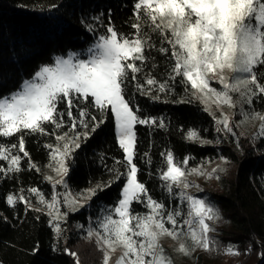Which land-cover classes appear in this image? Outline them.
<instances>
[{
  "label": "snow or ice",
  "instance_id": "1",
  "mask_svg": "<svg viewBox=\"0 0 264 264\" xmlns=\"http://www.w3.org/2000/svg\"><path fill=\"white\" fill-rule=\"evenodd\" d=\"M58 9L59 5L53 4L49 11ZM103 15L93 16L86 25L94 37L86 49L54 56L52 63L41 64L16 90L0 95V161L7 162L6 167L0 166V174L4 178L24 171L25 159L27 170L41 173L26 150V135L55 139V143L43 145L49 156L46 167L52 173L44 179L52 192L46 197L38 187H21L6 196V203L12 208L22 204L26 210L46 214L57 240L55 251L69 214L86 205L90 208L98 192L123 181L115 205L102 207L95 219L89 216L86 229L78 225L87 239H95L103 253L102 264H110L112 254L118 250L121 254L116 264H174L162 246L164 238L175 241V251L186 256L196 249L216 251L220 242L212 234L217 231L214 225L222 220L221 212L205 197L189 191L199 185L188 177L215 175L219 179L216 173L223 169L217 165L208 173L202 164L189 168L190 157L177 161L173 152L166 150L160 153L161 163L153 173L152 159L146 152L142 159L147 175L160 181L169 204L154 199L146 183L138 178L141 168L136 163V128L141 125L167 130L170 122L166 123L163 116L141 115L135 98L159 103L197 100L212 117L218 134L225 138L230 134L238 143L234 128L258 120L253 140L264 139V113L253 106L254 100L264 99V0H134L130 24L134 31L128 34L116 30L110 10L107 24ZM153 50L166 58L163 79L153 75L157 68ZM213 82L219 87H213ZM177 84L183 87L184 97L171 100ZM225 108L232 111L226 112ZM109 115L124 158L108 166L101 155L100 164L108 180L73 191L67 180L69 164L74 162L81 143L106 123ZM236 115L241 119L233 124ZM65 128L67 131H62ZM12 137H17L16 143L4 142ZM185 139L201 145L213 143L196 129L188 130ZM61 188L63 191L58 190ZM134 203L145 211L136 212ZM64 252L79 264L75 252L67 248ZM224 252L239 255L238 246L231 243Z\"/></svg>",
  "mask_w": 264,
  "mask_h": 264
},
{
  "label": "trees",
  "instance_id": "2",
  "mask_svg": "<svg viewBox=\"0 0 264 264\" xmlns=\"http://www.w3.org/2000/svg\"><path fill=\"white\" fill-rule=\"evenodd\" d=\"M133 2L0 0V95L16 90L22 80L30 78L41 64L52 63L54 56L86 49L94 40L86 25L92 22L91 18L95 15L103 13L102 20L107 24L110 10L111 22L118 32H133L130 27L133 22ZM53 4L59 5V9L50 12ZM99 32L103 33L104 29L100 28ZM153 39L159 47L155 34ZM151 55L157 65L153 75L163 79L167 67L166 58L155 50ZM261 68L264 69V66ZM261 83H264V79H261ZM175 91L176 95L171 100L184 97L183 87L179 84ZM135 103L142 109L141 115L163 116L166 123L170 122L167 130L149 129L141 125L136 128V163L141 168L138 178L146 183L153 198L162 200L166 206L169 204V198L160 188V181L147 175L142 159L144 153H150L153 173L161 163L160 153L166 150L172 151L177 161L190 157L189 168L201 164L207 168L223 161L221 157L225 158L228 163L226 169H223L225 175L219 180L218 190L207 193L208 201L216 205L222 215L218 231L226 246L229 243L238 246L239 253L246 258L245 264H264V256L261 255L264 253V139H257L253 143L241 135L238 128H234L239 137L238 143L231 135L225 138L223 134H218L212 117L203 111V106L197 100L191 103H159L136 96ZM253 106L255 110L264 113V99L254 100ZM60 108L63 110L64 105L61 104ZM190 129L198 130L203 138L213 143L201 145L188 141L185 134ZM62 131H67V128ZM4 142L16 143L17 137ZM45 143H55L54 137L25 136L26 150L32 161L41 168V173L34 169L27 170L25 159V170L18 175L4 178L0 174V264H75V259L65 253L64 249L75 252L79 258L77 249L87 238L84 229L78 225H84L86 229L89 216L95 219L102 207L115 205L121 197L123 181L98 192L90 202V208L86 205L79 212L69 214L67 223L62 225L65 231L54 251L53 246L57 245V240L49 225V217L44 213L26 210L22 204L12 208L6 203V196L17 193L21 187L25 190L38 187L46 197L52 192L50 184L44 179V175L52 174L46 167L49 156L43 147ZM101 155L106 158L108 166H113L114 160L124 158L111 115L76 150L67 177L73 191L86 189L97 181L108 180V173L100 164ZM0 166L6 167L7 162L0 161ZM58 190L63 191L62 188ZM32 202L36 203L34 197ZM133 208L136 212L145 211L140 204L134 203ZM79 264L82 262L79 261ZM200 264L208 263L202 261Z\"/></svg>",
  "mask_w": 264,
  "mask_h": 264
},
{
  "label": "rangeland",
  "instance_id": "3",
  "mask_svg": "<svg viewBox=\"0 0 264 264\" xmlns=\"http://www.w3.org/2000/svg\"><path fill=\"white\" fill-rule=\"evenodd\" d=\"M212 86L219 87V85H217L215 82H213ZM213 111H215V108H213ZM224 111L231 112L232 110L225 108ZM217 116H219V112H217ZM238 116L239 115L233 116V124L241 119V117L239 116L238 118ZM259 124L260 122L258 120L250 121L246 124L241 125V127H239L238 129L241 131L243 136L248 137V139H250V141L254 143L255 140H253V136L257 133ZM217 165H219L221 169H226V163H224L223 161H218L214 165L204 168V170L210 173L213 168L217 167ZM216 175L219 176V179L215 178V175H213L211 178H209L207 175L189 176L188 179L190 181L199 185V188H192L189 191H191L193 195L203 196L208 200L207 193L218 190L219 180L221 179L222 175H225L224 170L218 171ZM201 189L203 191H201ZM214 226L217 231L212 235L220 242L219 249L216 251L196 249L191 254V256L179 254L175 251L177 244L175 241L171 240V238H164L161 241L162 246L164 247L166 254L172 258L174 264H200L202 261H206L208 264H245L244 262L246 258L242 253H239V255H229L224 252V248H226L227 246L225 245L226 243H224V241L221 239L222 234H220V232L218 231V228H220L221 225L220 223H216ZM77 250L79 254V261L82 262V264H102L103 253L98 249L94 238L91 240L86 239L85 241H83L82 246ZM83 254L87 258H85ZM120 254L121 253L119 250L113 253L110 264H116V260L119 258Z\"/></svg>",
  "mask_w": 264,
  "mask_h": 264
}]
</instances>
